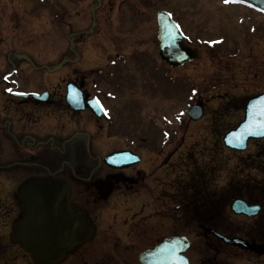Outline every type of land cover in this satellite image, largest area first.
I'll use <instances>...</instances> for the list:
<instances>
[{"label":"flooded vegetation","instance_id":"obj_1","mask_svg":"<svg viewBox=\"0 0 264 264\" xmlns=\"http://www.w3.org/2000/svg\"><path fill=\"white\" fill-rule=\"evenodd\" d=\"M11 1L0 0V264H35L13 243L25 215L17 188L35 178L65 182L71 209L95 228L59 264H142L168 238L174 264L181 256L187 264H264V136L244 149L224 142L248 101L264 95V12L248 0H212L216 8L193 21L188 0H166L180 10L171 16L195 56L172 65L159 49H123L122 39L105 49L108 17L122 30L137 19L135 0ZM149 1L157 33L160 4ZM171 100L185 105L174 112ZM210 102L213 149L228 152L220 186L218 153L191 180L173 171L201 150L184 135ZM190 105L201 107L198 118ZM235 200L256 210L237 213ZM194 239L200 253L191 257Z\"/></svg>","mask_w":264,"mask_h":264},{"label":"water","instance_id":"obj_2","mask_svg":"<svg viewBox=\"0 0 264 264\" xmlns=\"http://www.w3.org/2000/svg\"><path fill=\"white\" fill-rule=\"evenodd\" d=\"M248 1L264 12V0ZM156 20L162 60L179 65L192 58L194 52L183 43V35L170 14L159 10ZM245 109L244 120L224 136V142L236 149H244L249 137L264 136V127L261 126L264 121V95L251 98ZM187 110L195 119L201 115L198 105H190ZM120 156L121 152H115L107 155L105 161ZM68 195L69 188L65 182L49 179H28L17 188L19 205L25 209V215L17 224L15 239L30 253L36 264L60 263L94 233L90 220L81 211L71 209ZM232 207L237 213L253 214L256 210L239 200H235ZM175 243L173 238L165 239L159 246L145 251L139 259L142 264H174L177 251L169 248ZM181 260L182 264H187L185 258Z\"/></svg>","mask_w":264,"mask_h":264},{"label":"rangeland","instance_id":"obj_3","mask_svg":"<svg viewBox=\"0 0 264 264\" xmlns=\"http://www.w3.org/2000/svg\"><path fill=\"white\" fill-rule=\"evenodd\" d=\"M15 1L14 0L11 1L13 8H14L13 4H16ZM174 1L176 2V4L179 2L180 3L183 2L182 0H174ZM192 1L194 2L193 3L194 5H192ZM135 2L137 4L135 6L136 8L134 12L137 13V19L136 20L134 19L133 23L131 22L132 18L130 21H126L125 19L122 30L114 29L113 24H112V17H108V24H106V28H103L104 34L106 36V41H107L105 45V49H115V46L112 45L115 39H117V42L122 39V43L120 44V46L122 45L123 49H130L131 47H134L136 49H158V42L156 39V32H155L156 29L153 23L154 22L153 6L149 0H135ZM156 2H157V6L160 4V6L164 7L163 9H165L166 11L171 13L172 10H175L176 14L178 16L180 15L179 13L180 10L178 9L177 6H175L176 4L175 5L170 4L168 7H166V5L170 1L166 2V0H156ZM165 2H166V5H165ZM208 2L211 5H209ZM63 3L65 4L63 6L67 8L66 1H63ZM188 4H190L189 11H190V15L193 21H195L199 17V15H204V14L207 15L208 13H210L212 5L213 6L215 5V3L212 0H188ZM214 8H216V6H214ZM123 12L125 13L124 14L125 17L127 18L131 17V13L134 15L132 11H129L125 7H123ZM3 13L4 12H2V14ZM108 13L109 15H111V11L110 12L108 11ZM177 23L179 24V26L182 23L179 18H178ZM3 26H4V21L0 19V37H4L3 31L5 27ZM2 45L3 43L2 44L0 43L1 47ZM91 49H94V48H91ZM184 105H185V102L171 100L170 109H172L174 112H177V110L182 109ZM212 107H216L215 102L208 103L207 115L204 118L205 120H203V122H198L195 124L188 125L187 131L184 135L185 136L184 142L186 143V145L200 142L203 144L201 147V150H198V151L195 150L193 152V156L189 159V161H187L188 163L177 160L178 162H175L174 165L178 169L175 170L174 168L173 171L175 172L176 175H179V176L183 175L187 179V181L191 180L190 178L191 175L195 176L198 173L197 170L202 166L208 167L211 164L212 156L214 157L216 156L215 153H218L217 159H219L220 161L219 175H221V180L220 182H217L216 185L220 186L219 183H223L222 180L225 177V173L228 172V169H227V166H228L227 153L228 152L227 150H224L222 148H219L220 150L217 149L216 150L217 152L215 151V149H213V143H214L213 140H215V138H214V134H211V132L209 131V127L211 126H210V120L208 118V115H210V111H211L210 109ZM186 145H185V151L187 149ZM196 149H199V148H196ZM218 151H221V152H218ZM236 169H238V167H236ZM183 171H185L186 174L182 173ZM251 173L254 174L255 172L251 171ZM175 174H174V177H175ZM258 175L259 173L257 174V176ZM162 179H165V176H163ZM160 187L161 185H158L156 189H160ZM2 200H5V199L2 198ZM9 201L7 200L6 203H8ZM174 202L175 201L172 200L171 204L174 205ZM3 210L4 208L0 210V213H1L0 215H2ZM0 219H2V216L0 217ZM235 221L238 222L240 220L236 219ZM191 238L193 239V237ZM192 243H193V246L191 247L190 249L191 251L189 252L191 257L196 256L197 254L200 253L199 252L200 247L198 246L200 245V243L198 242V240L194 239ZM14 248H18V246L13 247L12 250H15ZM205 254L208 256L206 252ZM234 256L237 257L238 254H235ZM5 260H6L5 264H22L23 262V260L16 259V258H12V259L6 258Z\"/></svg>","mask_w":264,"mask_h":264},{"label":"snow or ice","instance_id":"obj_4","mask_svg":"<svg viewBox=\"0 0 264 264\" xmlns=\"http://www.w3.org/2000/svg\"><path fill=\"white\" fill-rule=\"evenodd\" d=\"M11 91V89H9ZM261 126L264 127V121L261 122Z\"/></svg>","mask_w":264,"mask_h":264}]
</instances>
